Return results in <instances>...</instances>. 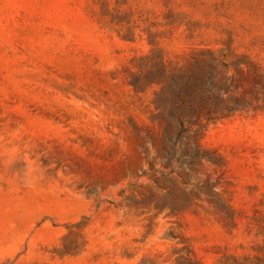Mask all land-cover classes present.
Returning <instances> with one entry per match:
<instances>
[{"label":"rangeland","instance_id":"obj_1","mask_svg":"<svg viewBox=\"0 0 264 264\" xmlns=\"http://www.w3.org/2000/svg\"><path fill=\"white\" fill-rule=\"evenodd\" d=\"M0 264H264V0H0Z\"/></svg>","mask_w":264,"mask_h":264}]
</instances>
